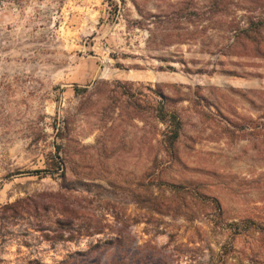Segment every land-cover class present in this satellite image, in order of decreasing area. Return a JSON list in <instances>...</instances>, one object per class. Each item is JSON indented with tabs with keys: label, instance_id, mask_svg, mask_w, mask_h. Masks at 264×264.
<instances>
[{
	"label": "rangeland",
	"instance_id": "1",
	"mask_svg": "<svg viewBox=\"0 0 264 264\" xmlns=\"http://www.w3.org/2000/svg\"><path fill=\"white\" fill-rule=\"evenodd\" d=\"M260 1L0 0V264H264Z\"/></svg>",
	"mask_w": 264,
	"mask_h": 264
},
{
	"label": "trees",
	"instance_id": "2",
	"mask_svg": "<svg viewBox=\"0 0 264 264\" xmlns=\"http://www.w3.org/2000/svg\"><path fill=\"white\" fill-rule=\"evenodd\" d=\"M264 0H261L260 2H263ZM250 22L248 24V26L246 28L242 29V33H243V39L247 40V41H253L255 42L257 37H261L264 34V12L263 14L258 17L257 20L256 17L255 18H250ZM164 110H162L161 114L164 113ZM165 115V113H164ZM170 118L166 119L165 117H159V122L162 123H168L169 129L167 130V132L164 134V137L166 138L165 145L168 148H172L175 144V142L177 141V139L180 136V130H181V121L178 120V118L173 115L170 114Z\"/></svg>",
	"mask_w": 264,
	"mask_h": 264
}]
</instances>
